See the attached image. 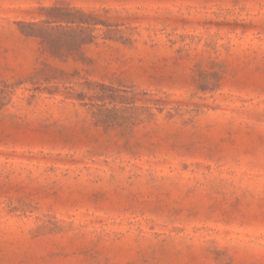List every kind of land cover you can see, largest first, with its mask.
I'll return each mask as SVG.
<instances>
[{"label": "rangeland", "instance_id": "obj_1", "mask_svg": "<svg viewBox=\"0 0 264 264\" xmlns=\"http://www.w3.org/2000/svg\"><path fill=\"white\" fill-rule=\"evenodd\" d=\"M0 264H264V0H0Z\"/></svg>", "mask_w": 264, "mask_h": 264}, {"label": "trees", "instance_id": "obj_2", "mask_svg": "<svg viewBox=\"0 0 264 264\" xmlns=\"http://www.w3.org/2000/svg\"><path fill=\"white\" fill-rule=\"evenodd\" d=\"M44 11L43 20L22 22L21 32L36 37L42 52L61 60L83 58V47L96 38L94 27L106 25L81 9L53 5Z\"/></svg>", "mask_w": 264, "mask_h": 264}]
</instances>
